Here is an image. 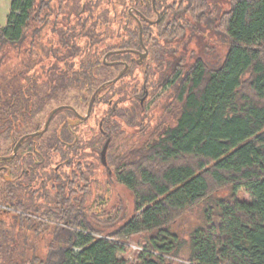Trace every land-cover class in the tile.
Here are the masks:
<instances>
[{
  "label": "trees",
  "instance_id": "1",
  "mask_svg": "<svg viewBox=\"0 0 264 264\" xmlns=\"http://www.w3.org/2000/svg\"><path fill=\"white\" fill-rule=\"evenodd\" d=\"M225 1H11L0 24V142L32 125L61 93L77 90L86 101L113 76L104 55L127 61L132 72L139 65L122 52L143 49L139 23L149 51L144 76L152 83L148 61L155 62L162 90L155 105L165 107L136 122L121 116L140 131L112 172L133 196L132 214L126 204L90 201L91 190L68 198L57 190L44 204L2 190L0 202L12 211L0 213V264H128L121 255L137 235L146 243L135 264H264V0ZM198 25L222 36V61L180 60L164 73L168 44ZM10 51L17 61L2 75ZM242 189L250 199L239 197ZM200 205V224L183 239L175 224Z\"/></svg>",
  "mask_w": 264,
  "mask_h": 264
},
{
  "label": "flooded vegetation",
  "instance_id": "2",
  "mask_svg": "<svg viewBox=\"0 0 264 264\" xmlns=\"http://www.w3.org/2000/svg\"><path fill=\"white\" fill-rule=\"evenodd\" d=\"M153 4H155V0H153ZM159 18L160 15L157 14V20ZM149 22L154 23V21ZM139 26L142 25L139 23ZM146 51H148L147 47L143 46L142 50L132 49L127 50V52L124 50L122 53L133 54L130 60L135 61L140 66L149 56L148 51V55L141 59ZM109 55V53L105 55L104 62L111 66H122L123 70L116 75V78L102 82L90 96H87L86 101L82 99V103L87 106L85 115L80 114L73 106L62 105L48 112L42 127L12 137L7 151L0 153V192L12 188L21 198L26 199L25 201L29 199L38 204H44V200L47 199L46 196L49 195L47 191L51 189L55 194L58 190V195L63 196V198H68L76 191L77 193L80 191L83 193L84 190L93 189V184H90L94 180L92 168L84 161L87 147L81 143V139L77 134L78 127L90 124L91 117L97 107L107 106V110L99 117L97 124V142L92 140L91 144L95 152L99 151L103 166L108 168L110 147L122 136L120 135L124 131L122 125L127 124L121 116H129L132 121L134 117L143 113L142 104L144 98L146 99L148 95L146 89L144 97H139L136 94L137 97L133 101L134 105H126L123 91H116L115 86L121 82L122 78L132 74L128 71L129 63L127 61L108 62ZM110 83H113V88L108 89L106 94L98 101L97 97L101 88ZM137 102L140 103V108ZM116 107L118 108L117 116H114V114L112 116L111 111L113 108L116 110ZM58 108L60 109L53 114ZM52 114L47 130L40 133L45 129L46 123ZM111 121L116 122L112 127L109 125ZM129 125L127 124V126ZM112 133L114 134L112 135ZM108 141L107 164H104L101 152ZM96 144L102 145L101 148L97 147ZM84 177H87V179L84 180ZM7 205L9 204H5V201L0 202L1 214L12 211V208ZM32 216L37 217L35 214H32Z\"/></svg>",
  "mask_w": 264,
  "mask_h": 264
},
{
  "label": "rangeland",
  "instance_id": "3",
  "mask_svg": "<svg viewBox=\"0 0 264 264\" xmlns=\"http://www.w3.org/2000/svg\"><path fill=\"white\" fill-rule=\"evenodd\" d=\"M218 1L226 2L225 0H209V2L213 3L214 5L222 7V5L218 4L220 3ZM10 3L11 0H1L0 2V24L2 25H5L7 22V16L10 11ZM156 18L157 16H154V20H156ZM197 27H200L197 29V31L188 30L184 37L176 39L172 41V43L168 44L169 47L166 48L168 52L162 56V62L170 61V66L172 67L170 68L169 66V68H167L166 65L163 64L162 70L164 71V73L167 70L171 71L172 68H174V66L180 60H183L187 64L189 61L194 60V58L200 57L210 67L217 66L219 62L222 61L228 48V45L222 40V36L218 33H214V31L211 30L208 25H198ZM153 33L154 35H156V31H153ZM105 57L106 56L104 55L103 60L105 59ZM16 58V51H10L8 57L1 64L2 75L3 73L7 74V71H10L14 63L17 61ZM148 64L151 65V71L153 73V84L146 82L143 70L144 67L140 65L133 69V71L131 72L132 74H129L126 77L122 78L121 82L115 86V90L120 92L123 91L127 103L126 105L132 106L134 105L133 101L134 99H136L137 95L139 97H144L145 92H142V90L146 91L147 89L148 95L146 99L144 98V103L142 104L143 113L141 114L156 115L163 112V109L165 107L163 106L159 108L156 107L157 105H155L162 94V90L159 91L156 88L161 73H159V70L157 68L158 66L155 62L148 61ZM121 70H123L122 66H113V77H110V79L116 78V75H118ZM149 84L152 86H149ZM88 96H90V94H88ZM82 99L83 93L73 89L59 94L58 100L53 101L49 106H47L45 111L38 116V118L32 123V125L21 129L16 133V135L19 136L21 134L28 133L42 127L48 112L62 105L73 106L80 114L85 115L87 112V106H85V103H82ZM105 110H107V106L97 107L95 113L91 117V120L89 122L90 124L87 126H80L77 130V134L81 139L82 145L85 144L87 147L85 149L84 161L88 163V166H91L92 174L94 177L93 179L95 180L90 183L93 184V189H91L90 191V201H93L95 198H99L100 200L102 198L103 202L100 201L99 203L102 206L104 205L105 208L108 209L113 208V206L118 205V203L126 204L129 208V213L132 214L134 204L133 196L127 188L116 183L112 172L116 168V160L119 155L122 154L123 149L134 139L137 140L139 138L140 131L137 126L130 127V125L127 126V124L122 125L124 133L120 138H118L116 143L110 147L108 153V168H106L100 161L99 151L95 152V149H92L93 146L91 144L92 140H94V142H97V124L99 121V117L104 113ZM139 121L140 117H138V122ZM134 122H136V117H134ZM133 134L135 135V137H133ZM127 136L130 137L129 140H127ZM11 139L12 138L1 140L0 153H4L7 151L8 144ZM96 146L101 148L102 145L96 144ZM51 190L47 191L49 192V199H45L44 202H50L52 200L55 193ZM225 194H227V192L225 191L219 193V195L222 196H225ZM239 197L243 199H250V195L243 189L240 191ZM203 207V205L196 207L188 217H185L181 221L177 222L175 224V228L173 227L174 229L179 231V233H181L183 239L187 238L189 232L200 224L204 209ZM145 243V235H137L130 238L128 240V246L130 250L126 254L121 256L128 261V264L137 263L138 254L141 252L137 249V247H144ZM182 257H187L185 250L182 254Z\"/></svg>",
  "mask_w": 264,
  "mask_h": 264
},
{
  "label": "water",
  "instance_id": "4",
  "mask_svg": "<svg viewBox=\"0 0 264 264\" xmlns=\"http://www.w3.org/2000/svg\"><path fill=\"white\" fill-rule=\"evenodd\" d=\"M140 27H141V28H140V33H141V37H140V38H141V43H142V45L144 46V44H143V42H142L143 29H142V26H140ZM144 47H145V46H144ZM147 55H148V51H146V52L141 56V59L145 58ZM59 109H60V108L56 109V110L53 112V114H55ZM53 114H52V115L50 116V118L48 119V121H47V123H46V127H45V129H44L42 132H40V133H43V132H45V131L47 130L48 125H49V123H50V121H51V119H52ZM38 134H39V133H38ZM108 146H109V141L105 144V146H104V148H103V150H102V152H101L102 161H103L104 164H107V157H106V155H107Z\"/></svg>",
  "mask_w": 264,
  "mask_h": 264
},
{
  "label": "built area",
  "instance_id": "5",
  "mask_svg": "<svg viewBox=\"0 0 264 264\" xmlns=\"http://www.w3.org/2000/svg\"><path fill=\"white\" fill-rule=\"evenodd\" d=\"M138 250L142 251L143 250V247H137Z\"/></svg>",
  "mask_w": 264,
  "mask_h": 264
},
{
  "label": "crops",
  "instance_id": "6",
  "mask_svg": "<svg viewBox=\"0 0 264 264\" xmlns=\"http://www.w3.org/2000/svg\"><path fill=\"white\" fill-rule=\"evenodd\" d=\"M12 1V0H11ZM0 2H1V0H0Z\"/></svg>",
  "mask_w": 264,
  "mask_h": 264
}]
</instances>
